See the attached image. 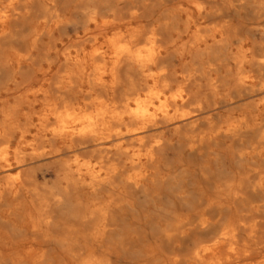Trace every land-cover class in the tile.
<instances>
[{
  "label": "bare ground",
  "instance_id": "6f19581e",
  "mask_svg": "<svg viewBox=\"0 0 264 264\" xmlns=\"http://www.w3.org/2000/svg\"><path fill=\"white\" fill-rule=\"evenodd\" d=\"M0 264H264V0H0Z\"/></svg>",
  "mask_w": 264,
  "mask_h": 264
}]
</instances>
